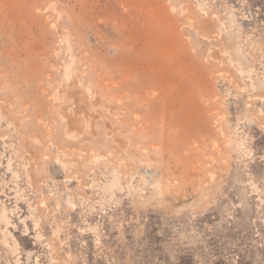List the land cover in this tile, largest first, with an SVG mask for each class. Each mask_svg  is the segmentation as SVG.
<instances>
[{"label":"rangeland","instance_id":"374dc122","mask_svg":"<svg viewBox=\"0 0 264 264\" xmlns=\"http://www.w3.org/2000/svg\"><path fill=\"white\" fill-rule=\"evenodd\" d=\"M0 264H264V0H0Z\"/></svg>","mask_w":264,"mask_h":264},{"label":"bare ground","instance_id":"6f19581e","mask_svg":"<svg viewBox=\"0 0 264 264\" xmlns=\"http://www.w3.org/2000/svg\"><path fill=\"white\" fill-rule=\"evenodd\" d=\"M75 70V69H74ZM70 82V81H69ZM74 96V95H73Z\"/></svg>","mask_w":264,"mask_h":264}]
</instances>
